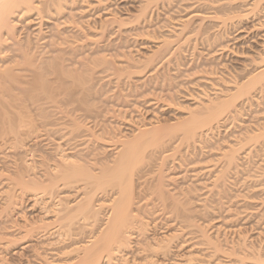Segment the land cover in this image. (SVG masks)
Segmentation results:
<instances>
[{
    "label": "rangeland",
    "instance_id": "rangeland-1",
    "mask_svg": "<svg viewBox=\"0 0 264 264\" xmlns=\"http://www.w3.org/2000/svg\"><path fill=\"white\" fill-rule=\"evenodd\" d=\"M77 1L75 6L77 8H75L76 11L74 9L73 13L77 14L76 12H78V14H80L79 17L83 15V17L79 18L77 14L75 17H78L76 19L77 24L82 27H87V24L88 27L89 25L91 27L86 30L85 27H83L84 32L81 31V33H78L80 30L77 31L68 28L70 30L67 32V44L72 47L74 45L76 48L74 47L75 50L73 49L74 54L72 53V56H74H71L72 58L70 57L71 54H69L70 61H65L66 63H70L71 68L68 66L69 64L67 65L65 63L66 66H64V64L61 71L65 73L62 74V78H67L68 76L67 79H69V77V80L72 79V83H68V88L73 87V94H71L70 97H64L63 94L65 93H62L64 92L63 89L58 88V86H56L57 88L54 86L58 91L48 87L53 89L52 91L55 90L57 93L60 92V95L59 93L54 95L53 93H55V91L51 92L49 90L50 95L47 96L38 89L40 95L38 93L34 95L35 98L33 96H31V98L28 97L30 102H27L26 98L24 99L23 112L19 114V116L21 115L20 118L22 120L24 119L22 127L20 126V129L18 128L15 131L0 132V135L3 136V138L0 136L2 139H0V264H38L39 250L41 254H45L48 261L52 260L57 262L55 261L56 257H51V248L47 247V243H45L52 242V240L55 239L54 235L51 236V238L53 237L54 239L52 238V240H49L50 236L46 238L41 235V230H38V224L40 223L38 222V218L40 219L42 216V211L40 209L41 207L39 208L41 204L38 203V194H35V192L38 193V190L35 191L36 188H34L33 185H36L34 183H37L38 180L43 178L41 174L45 173V170L42 172V169H40L41 165L46 171L54 170L53 167L57 162L55 160H60L61 156L59 155L66 153L68 160L73 161L75 165H77V163L83 165L85 170L94 169L95 172V170L98 171L99 166L103 164H105L103 166L111 167L114 165L113 160H115L117 155L114 154L113 151L116 153L118 149L116 147L121 143L118 144L116 142H119L121 138L126 139L124 137H127V139H130L131 134L133 135L132 131H136L143 127H160L161 125L164 129H166L167 126L170 128L171 125H175L176 127L177 124L186 121L190 117L189 115L191 112H198L204 105L209 103V101L217 102L218 100L227 98L237 90V86L240 85L245 78L249 77L250 74H255L259 72L260 69H264V8L252 9L251 2L253 0H232L233 2L231 3H229V0H153L154 2L151 1L152 3L146 7L144 14L139 10L144 3L143 0ZM221 4L223 5L222 8ZM214 6L216 7L215 10ZM78 7L80 11L84 12L79 13L80 11H77ZM211 7H213L212 10L210 9ZM217 10L219 11L216 13L218 19H206L202 22L199 18H192L190 21L187 19L194 11L208 14ZM109 15L118 16V19H124V21L129 20L130 24L124 22L123 27L127 24L123 28L125 32H109L102 36L103 39L101 41L98 38L102 37L95 34L100 30L98 28L101 22L107 19ZM224 18H226L225 24H221L220 21ZM80 22H82V24L84 23V25L80 24ZM186 22L189 27L187 26L186 32L181 34L180 29L183 23ZM96 23L97 26H95ZM200 23H202L203 28L202 35V30L199 31L198 28H196V25L198 26ZM92 24L97 28L94 31L91 30L93 27ZM42 25L41 30H43V32L41 31V33L47 36L50 34L49 32L52 24L49 25L47 22H43ZM131 27H133V30ZM125 28H127V30ZM92 29H94V27ZM190 29L191 31H189ZM70 31L72 33H69ZM22 32H24V30ZM75 32L76 35H74ZM87 32H95V34L90 35ZM85 34H88L86 35L88 39H93H90L91 43L87 42L89 40L85 38ZM83 38L87 39L85 40L87 47L86 45L83 46L86 47V49L82 47V45H84L82 41ZM45 39L47 40L48 37ZM78 39L82 42L78 41ZM104 39L107 41H104ZM95 40L97 43L94 45L92 41ZM40 41H38V43H40L41 45H39L42 47L44 43H42L43 40ZM164 41H167L168 45L165 44V48L163 47L160 49H165V51H161L160 54H155V51L159 49L158 47H160ZM69 42H71V44ZM100 42H103L101 43L103 44L102 47H100ZM93 46L98 47L92 50V48H94ZM41 47L39 50L43 51ZM79 48H81V50ZM44 51L47 50L45 49ZM94 51L95 53H93ZM55 52L52 53L55 54ZM58 52L59 51L56 53L58 54ZM60 54L59 52V55ZM52 55L51 52H48V54L46 52V54L43 55V59L50 61L56 54L53 57ZM59 55H56V57ZM75 56H77V62L74 58ZM150 56H154V58L152 62L148 60L149 64H147V59ZM39 57L41 56L39 55ZM98 59L104 63L97 61ZM83 64H85L86 68ZM89 64L90 68L94 66V71L92 68L89 70L87 66ZM81 65L84 67H81ZM84 68H88L89 71L86 70L85 73ZM51 75L53 76L54 74ZM51 75L49 74L51 78L47 76L49 80L46 78V81L50 82L48 85L52 87L55 82L54 77ZM79 78H81V80ZM262 82L264 83V80L257 83V85L250 90L249 94L239 95L235 99L233 106L229 108L230 110L223 112L217 120L213 121L209 131L203 130V128L199 129L195 137V142H191L192 140L187 141L181 133L182 131L176 130L173 126V129L176 130L175 132L172 131L173 129L161 130V134L159 132V135H162L161 138L158 136L159 139L149 144L145 150L147 152V154L146 152L145 154L149 155V159H147L148 157L146 156V162L144 160L145 163L143 162L140 167L143 169H140L138 175L135 176V178L138 177L141 179L135 183L137 186L135 185L134 189L135 196L141 195V197L138 196L139 198H137V200L140 201V206L149 209H157V206L159 208L160 199L157 194H155V192L157 193V190L155 191V182L160 180L161 188L163 187L162 189L165 194L171 193V195H173L172 197H176L175 199L181 202V205L184 204L183 207L185 206V208L188 209V215L190 214L188 221L192 220L193 222L191 223L194 224V228L198 227V229H193L194 231L191 229L193 232L191 231L190 235L187 234L185 236L186 241L178 245V248L177 246L174 247L175 258H178V260L183 259L181 257H184L188 251L195 250V254L201 255L202 253H199V250L202 249V252L206 250V242L203 244V241H206L208 237L209 241L216 243H214L215 245H217L218 242V247L221 245L219 249L221 252V261L220 263L218 262L219 264H227L228 262L237 264L240 260V254L242 255L244 250L245 255L243 256H249L248 258H251L252 261H257V256H260L258 261L263 259L264 135L262 134L258 138L250 139V135L253 136L254 133L258 134L264 131V84H262ZM80 89H84L82 90L83 92ZM82 93L84 95H82ZM68 97L71 101L67 100V103L70 102L67 104L64 101L68 99ZM77 97L80 99L84 98V100H80ZM81 101H84V103ZM29 104H35V106L31 105L32 108L30 109L31 106ZM36 109L40 110L38 111ZM91 120H95L94 126ZM95 122H97V124L101 123V126H96ZM71 125H74L76 128ZM107 130L111 131L107 132ZM90 131L97 134V136H95L99 139L102 138V140H97L92 136L94 133L90 134ZM135 131L134 134L136 133ZM163 131H165V133H163ZM166 131H169L171 134L169 133L170 135L166 136ZM111 132H114L113 135L117 133L115 136L118 135L117 137L119 138L112 136ZM98 133L99 136L102 135V137H99ZM102 133L106 136H103ZM174 133L175 135H173ZM109 134L111 135L109 138L110 140L106 138ZM40 135L41 137H39ZM38 138H40V141H38ZM68 139L70 141H67ZM113 139L114 144H112ZM77 140L78 143L81 144L83 142L87 143L86 146L85 143L82 145L77 144ZM87 140H89L90 143ZM159 141L161 142L159 143ZM106 142H111L109 147H107L108 144ZM156 142L160 145L156 144ZM69 144L71 145L70 148H68ZM71 147H74L72 148L73 150ZM83 148L84 150H82ZM79 149L81 150L80 152L78 151ZM230 151L234 152L233 154L235 156L231 165L227 163L228 159L226 158V155H228ZM225 153L226 155H224ZM81 154L86 155L82 156ZM90 154L94 156L98 154L96 156L98 159ZM76 156H79V158ZM223 157L227 159V162L226 160L224 161L225 158ZM82 158L83 160L81 161ZM46 160L50 164L43 162H46ZM105 160H108V162ZM51 161H54V163ZM38 163L41 165L39 164L38 166ZM94 164L96 166H93ZM3 165L6 166L3 167ZM47 165H50L52 169ZM81 165H79L80 168H82ZM211 165H213V167ZM224 165L229 168L227 169ZM5 167H7L8 172ZM38 167H40L39 170ZM16 168L18 170V175L21 173L23 180L25 179L23 174H26L28 176H26L25 180L30 183L34 182L32 185L26 184L28 187L24 188L25 190L22 185L18 186L19 180L16 179L18 175L16 176L17 172L15 174L14 170ZM22 169H24V171ZM12 172L15 174L14 176L11 174ZM38 173H41V176ZM7 175H10L11 179H9V176V178H7ZM217 176L220 178L218 179ZM77 177L76 179L79 180V178L83 176ZM13 180H18V182H14ZM135 181H137V178ZM83 182L84 184L86 183L85 178L80 183H78V181L77 184L72 183L69 185L70 188L67 186V188L64 187L66 188L64 189L60 186L61 188H59L61 191H58L56 194L58 195L59 193L60 197L62 196L61 203H76L75 200H79L83 192L85 193L86 191V193L83 194L85 196H82V198H85L89 191H87L88 188L86 184H81ZM81 185L82 189H80ZM83 186L86 187H84L85 191H82ZM10 187L13 189H10ZM105 188L109 190L107 186ZM94 193L92 202L98 205L99 199H101V197L103 198L105 193L100 188L96 189ZM147 193L149 195H147ZM59 195L57 196L58 198ZM64 197H66L65 201L63 199ZM142 197L144 198L142 199ZM185 197L189 199H187V205H185L186 203H182ZM82 198L80 200H82ZM140 198L143 201L140 200ZM149 198L156 200L150 202L152 200ZM4 203L5 205L3 206ZM151 203H153L152 207H150L152 205ZM4 207L5 209H3ZM39 213L41 215H39ZM46 216H44L46 219L42 216L45 221L47 220L50 222V219H53L51 215ZM80 220L82 219H79V221ZM81 222L83 223V221ZM81 222H79V224H81ZM164 223V221L160 222V229H157L159 232L157 233L156 231L157 236L155 235V237L158 238L166 235L167 229L164 228L166 227ZM161 224H163V226ZM79 226L81 225H75L77 228ZM161 227L163 228L162 231ZM61 228H63V226ZM55 229L56 227L53 228V226L48 227V229H46V231L48 230L47 234L48 232H53L51 230ZM78 229L77 231H80L78 237L87 240V236H85L88 235L86 234V227L84 228V230H86L85 232L83 229ZM71 232H74V230ZM197 232L204 233L205 240L203 239L201 241L203 236L201 233L199 235ZM40 235L44 237V239H42ZM196 235H198L197 238L200 236V238H198L199 240L196 238ZM74 238L77 239V236H74ZM79 238L77 239L78 242L85 241ZM81 242L80 245L82 244ZM240 243L243 244L241 245ZM193 244H197V246L195 245L194 247ZM76 245L78 246L79 243H76ZM49 246L51 247V245ZM190 246H193L195 249H192ZM43 247H45L44 249L47 251L44 250ZM71 247H73V245H71L70 248ZM188 247H190L189 250ZM228 249L229 251L233 249V252L231 253L230 251L229 253ZM66 250H69V247ZM225 250L226 253L224 252ZM249 250L252 252L249 253ZM240 251L241 253H239ZM229 255L230 259L227 257ZM237 255L238 258H236L239 259L238 261L234 257ZM226 257L230 261H228ZM243 259V262H247H244V264L254 263L252 261L249 262L250 260L248 261V259ZM52 261H50L51 264H55ZM261 261H264V259ZM240 263L243 264L242 262L238 264Z\"/></svg>",
    "mask_w": 264,
    "mask_h": 264
},
{
    "label": "bare ground",
    "instance_id": "bare-ground-1",
    "mask_svg": "<svg viewBox=\"0 0 264 264\" xmlns=\"http://www.w3.org/2000/svg\"><path fill=\"white\" fill-rule=\"evenodd\" d=\"M76 1L77 0H0V132L4 133V132H8V131H15L20 126L22 127V125L24 123V121H23L24 119L22 120L20 118L21 115L19 116V114L21 112H23L24 99L26 98L27 102H30L28 97L31 98V96H33L35 98L34 95H36L38 93L40 95V92L38 91V89H40L41 92H44V94H46L48 96V95H50L49 90L51 92L55 91V90L52 91L53 89H50V88H54V86L55 87L58 86V88L63 89L64 92H62V93H65V94H63L64 97H66V96L70 97L71 94H73V91H72L73 87L68 88V83H70V82L72 83V79L69 80L70 77H69V79H67L68 76H67V78H62V74H65V73H63L61 71V69H62L63 65L66 63L65 61H68L70 59V57L72 56V53L74 54V50H75L74 45L72 47L71 45L67 44L68 43L67 32H68V30H70L68 28L75 29L77 31L80 30V32H78V33H81V31L84 32L83 27H85V26L82 27L81 25L77 24V21H76V19L80 16V14H78V12H76L78 14V17L75 18L77 16V14L73 13L74 9L77 8V7H75ZM80 1H82V0H80ZM143 1H144V3L139 8V10L141 11L142 14H144L146 7L150 3H152L151 1H153V0H143ZM229 1H230L229 3H231L234 0L233 1L229 0ZM251 4H252V6H251L252 9H258L261 7L264 8V0H253L251 2ZM215 6H217V5H215ZM215 6H214V10L216 8ZM222 7H223V5L221 6V8ZM210 9L212 10L213 7H211ZM78 10L80 11L79 7H78L77 11ZM75 11H76V9H75ZM229 11H230V9H229ZM81 12H84V11H80L79 13H81ZM218 12L219 11L217 10V11H214L212 13L202 14L200 11L199 12L194 11L187 19L190 21V20H192V18H199V20L201 22L206 20V19H212V20L218 19V16H216V13H218ZM231 16H233V15H231ZM81 17H83V15H81ZM81 17H79V18H81ZM116 17L114 15H109V17H107V19H105L104 21L101 22L100 26L98 25L99 26L98 29H100V30H98V32H96V34H95V32L94 33L93 32L92 33L87 32V33H89L90 35L95 34V35H99V37H102L105 34H108L109 32L112 33L114 31V33L115 32L119 33V32L124 31L123 28L127 24H130L129 20L124 21V19H120V18L118 19V16H116ZM226 18H224L220 21L221 24H225ZM231 18H233V17H231ZM43 22H47V24H49V25L52 24L51 28H50V32H49L50 34H48L47 36H45L44 33H41V31L43 32V30H41V28H42L41 26H43L42 25ZM124 22L127 24L123 27ZM80 24H82V22H80ZM82 25H84V23ZM86 26L87 27H85V30L87 28L91 27L90 25L88 27L87 24H86ZM92 26H93V24H92ZM95 26H97V23ZM95 26H93L94 29H92L93 27L91 28L92 31L97 29V28H95ZM187 26H188L187 22L183 23L182 28L180 29L181 34L186 32L187 28L189 27V26L188 27ZM131 28L133 30V27H131ZM196 28H198L199 31L202 30L201 31V35H202L203 34L202 33L203 32L202 23L198 24V26L196 25ZM125 29L127 30V28H125ZM23 30H24V32H22ZM71 31H73V30H71ZM71 31L69 33H72ZM189 31H191V29ZM85 33H86V31H85ZM74 35H76V32ZM86 35H88V34H85V38H87ZM82 36H83V34H82ZM46 37H48L47 40L45 39ZM85 38H83V40H82L84 42L83 43L84 45H82V47L86 45L85 40H87L88 38L87 39H85ZM97 38H98V36H97ZM75 39H77V38H75ZM90 39H88L89 40V41H87L88 43H91L90 41L93 40V39H91V40ZM98 39H100L102 41L103 37L98 38ZM40 40H43L42 41V43H44V44H42L43 48L40 46L41 44L38 43V41H40ZM78 41L82 42L79 39H78ZM104 41H107V40L104 39ZM69 43L71 44V42H69ZM76 43H77V41H76ZM76 43H75V45H76ZM92 43L95 45V43H97V41L96 40L92 41ZM101 43H103V42H100V44ZM100 44H98V45H100ZM165 44L168 45L167 41H164L160 45V47H158L159 49H157L155 51V54L156 53L160 54L161 51L162 52L165 51V49L161 50L164 46H166ZM102 46H103V44H101L100 47H102ZM40 47H41V49H43V51L39 50ZM80 47H81V44H80ZM86 47H87V45H86ZM86 47H83V48L86 49ZM95 47H98V46H95ZM95 47L92 48V50L93 49L95 50L96 49ZM45 49L47 51H44ZM79 49L81 50V48H79ZM84 49H82V50H84ZM55 51L56 52L59 51L61 54L59 55V52L57 54ZM38 52H39V54H38ZM46 52H47V54H48V52H51V55L54 54L52 52H55V54L59 55V56L56 57V55L54 54L55 56L52 55V57L54 56L52 58L53 60L50 58L51 60L50 61L47 60L48 61L47 62L46 59L45 60L43 59L44 58L43 55H45ZM93 53H95V51ZM69 54H71L70 57H69ZM39 55L41 57H39ZM74 58L76 60L77 56H75ZM153 58H154V56L153 57L150 56L147 59V61L150 60V62H152ZM77 61L78 60H76V62ZM97 61H101V60L98 59ZM103 61H105V60H103ZM160 61H161V59H160ZM76 62H74V63H76ZM102 63H104V62H102ZM159 63H161V62H159ZM66 64L67 65L69 64L68 66L70 67V63H66ZM66 64L64 66H66ZM147 64H149V61L147 62ZM83 65L85 66V64H83ZM71 66H72V63H71ZM84 66L81 65V67H84ZM87 66L89 67V70L91 68H92V70L94 69L93 68L94 66L93 67L91 66V68H90V64ZM85 68H86V66H85ZM79 69H80V67H79ZM86 70H88V68L85 69V73H86ZM54 72H56V73H54ZM64 72H66V71H64ZM49 74L50 75L54 74L53 76L51 75L52 77H54V82H55V84L52 87L50 85H48V83H50V82L46 81V78H47V80H49L48 79V77H50ZM77 75L80 76L79 74H77ZM75 76H76V74H75ZM71 78H73V77H71ZM79 79L81 80V78H79ZM50 80H52V79H50ZM263 80H264V69L262 68V70L260 69L259 72L252 74V75L250 74L249 77L245 78V80L243 82H241L240 85L237 86V90H235V92L230 94L227 98L218 100L217 102L216 101L215 102L209 101V103L204 105V107L201 110H199L198 112H193V113L191 112V114L189 115L190 117L186 121H184L181 124L180 123L177 124L178 127L177 126L175 127V125H173V126L176 128V130L182 131L181 133L183 134L184 138L187 141L192 140L191 142H195V137L197 136V132L199 129L203 128V130L209 131V129L212 126L213 121L217 120L220 117V115L223 114V112L229 111L230 110L229 108L233 106L235 99L239 95L249 94L250 90L253 89L255 87V85H257V83H259ZM73 83H74V81H73ZM262 84H264V83L262 82ZM56 88H54V89H56ZM80 90L82 91L84 89H80ZM57 91H55V93H53V94L56 95ZM58 93L60 95V92H58ZM77 94H78V92H77ZM39 95H37V96H39ZM82 95H84V94L82 93ZM81 96H79V97H81ZM69 97H68V99L64 98L65 103H67V100L71 101V100H69ZM72 97H73V95H72ZM79 97H77V98H79ZM48 98H50V97H48ZM82 99L84 100V98H82ZM82 99H80V100H82ZM81 102L84 103V101H81ZM68 103H70V102H68ZM31 105L35 106V104L34 105L31 104ZM32 106L30 107V109L32 108ZM36 108H37V106H36ZM42 109H43V107H42ZM36 110H38V109H36ZM232 112H234V111H232ZM233 116H235V115H233ZM91 121H92L93 126H94L95 120L94 121L91 120ZM95 123H96V126L97 125L101 126L100 125L101 123L100 124L99 123L97 124V122H95ZM45 125H47V124H45ZM79 125H81V124H79ZM170 125H169V127H170ZM173 126L171 125L170 128H168V126H167V128L165 127L166 129H164V127H162V125L160 127H158V126H150L147 128L143 127V128L137 129L136 131L134 130L136 132L135 134H134V131H132L133 135L131 134L130 139L129 138L127 139V137H124L126 139L121 138L122 141L120 140L119 142H116L118 144L120 142L121 143L118 146L116 144V146H117L116 148H118L117 151L115 149L116 153L113 151L114 154H117L115 160H113L114 165L110 167V166H103V165H105V164H103V165L99 166V168L97 167L98 171L95 170V172H97V173L94 172V169L92 170V169L87 168L88 170H85L83 165H81L79 163H77L78 166L75 165L73 161L68 160V156H66V153L59 155V156H61L60 160L54 159L55 161H57L55 163V166L53 167L54 170L46 171V169H43L42 165L40 163H38V166H39V164L41 165L40 166L41 168L38 167V170H39V168L42 169V172L45 170V173H43V174L38 173L39 175L40 174L43 175L42 176L43 178H41V179L38 178L40 180H38V181L36 180L37 183L33 182L34 184H36V185H33L34 188H36L35 191L38 190V193L35 192L36 195L38 194V203L41 204V206H39V208L41 207L40 209L42 212L40 210L39 211L41 212L43 217L46 215H49V216L51 215L53 217L52 220L50 219V222L47 220H46L47 221L46 222L44 220L45 217L43 218L42 216L41 217L39 216L40 219L38 218V220H39L38 222H40V223L38 224V230L39 231L41 230L42 236H45L46 238L48 236H50L49 240L50 239L52 240L53 237L51 238V236L54 235L55 239L53 238L54 240H52V242L50 241L49 243L48 242H45V243L51 245V247H50L49 245L46 244L47 247L51 248L50 249L51 257L52 258L56 257L55 261H57V262H54L52 260L48 261L45 254L44 255L41 254L40 250H39V252H38V264H51L50 261H52L55 264H217L218 262L220 263V261H221L220 260V258H221L220 253L221 252L219 249H220L221 245L219 244L220 246L218 247L217 246L218 242H217V245H215L216 244L215 242H214L215 243L214 244L208 240L209 237H208V239L206 238V241H203V244H204V242H206L205 243V247H206L205 249L208 250V251L203 250V252L206 251L209 253H206V252L203 253L202 249H200L201 251L199 250V253H202L201 255L195 254V252H194L195 250L194 251H188L190 249V247H192V249H193L195 247V245L197 246V244L201 243L198 241L199 243L193 244L194 247L190 246V247H188V250L186 249L188 252L186 251L187 253L185 254V256L181 257L183 259L178 260V258L177 259L175 258L176 257L175 253H174L175 250H173L174 247L177 246V248H178L179 247L178 245H180L181 243L186 241L185 236L187 234L190 235L191 231L193 229H198V227L194 228V224L191 223V222H193L191 219H190L191 221H188L190 214L188 215V209L185 208V206L183 207L184 204L181 205L180 204L181 202L180 201L178 202L177 199H175L176 197L175 198L172 197L173 195H171V193L170 194L168 193L169 195L165 194V192L162 189L163 187L161 188L160 180L155 182L156 183L155 191L157 190V193L155 192V194H157L158 198L160 199L159 200L160 203L158 202L159 208L157 206V209H149L147 207L145 208L144 206H140V204H139L140 201H138L137 198L141 197V195H138L139 197L137 195H136L137 197L135 196L134 189H135V185L137 186V184H135V183H137L138 180H141L140 178L136 177L137 181H135L136 180L135 176L138 175L140 169H143L140 167L143 164L144 160L146 159V156L148 157L147 159H149V155H146L147 154V152L145 151L146 148L148 147L149 144L158 140L159 137L161 138L162 135H159V132L161 130H163V129L164 130H168V129L171 130L174 128ZM72 127H74V125ZM74 128H76V127H74ZM176 130L173 129L172 131L175 132ZM102 131H104V130H102ZM108 131H111V130H107V132ZM169 131H166L167 132L166 136L171 134ZM80 133H82V132H80ZM93 133L91 132L90 134H93ZM113 133H112V136H115L117 134L116 133L115 135H113ZM163 133H165V131H163ZM73 134H75V133H73ZM104 134H105V132H104ZM104 134H103V136H106ZM160 134H161V132H160ZM262 134L264 135V131L259 132L258 134L254 133L253 136L250 135V139L258 138ZM95 135L97 136V134H95V133L92 136H94L98 140L99 138L96 137ZM173 135H175V133ZM42 136H44V135H42ZM98 136H99V133H98ZM100 136L102 137V135H100ZM110 136L111 135L109 134V136L107 135L106 138L109 139ZM117 136H115V137H117ZM39 137H41V135ZM1 138H3V136H1ZM11 138H13V137H11ZM103 138H105V137H103ZM117 138H119V137H117ZM117 138H116V140H117ZM39 139L40 138H38V141H40ZM69 139L67 141H70ZM100 139L102 140V138H100ZM103 140H106V139H103ZM41 141H42V138H41ZM87 141L90 143L89 140H87ZM80 142H82V141H80ZM112 142H113L112 144H114V139L112 140ZM157 142H156V144H159L161 141H159V143H157ZM67 143H69V142H67ZM83 143H85V142H83ZM103 143H105V142H103ZM77 144L82 145L81 143H78V140H77ZM86 144L87 143H85V146H86ZM107 144H108V146L107 145L106 146L109 147V144H111V142H108ZM76 145H75V147H76ZM93 145H94V143H93ZM70 146L71 145L69 144L68 148H70ZM77 147H79V146H77ZM72 148H74V147H71V149ZM87 148H89V147H87ZM82 150H84V148ZM78 151L80 152L81 150L79 149ZM233 151H235V150H233ZM145 152H146V154H145ZM226 153L224 155H226ZM233 153L234 152L230 151V153L228 155H226L228 162H227V159L225 157H223V158H225L224 161L226 160V162L230 165H231V162L234 161L233 158L235 156ZM81 155L85 156L86 154L85 155L81 154ZM90 155H93V154H90ZM97 155L98 154H96V156ZM99 155H101V154H99ZM82 156H80V157H82ZM96 156H94V157H96ZM76 157L79 158V156H76ZM71 159H73V158H71ZM96 159H98V158L96 157ZM50 160H48V161H50ZM82 160H83V158L81 159V161ZM88 160H89V158H88ZM146 160H145V162H146ZM105 161L108 162V160H105ZM43 162L46 164L49 163V162H47V160H46V162L45 161H43ZM51 162L54 163V161H51ZM101 162H103V161H101ZM104 163H106V162H104ZM79 165H81L82 168H80ZM4 166H6V165H3V167ZM7 166H9V165H7ZM43 166H44V164H43ZM47 166H50V165H47ZM86 166H87V164H86ZM93 166H96V165L94 164ZM211 166L213 167V165H211ZM46 168L50 169L51 166H50V168H48V167H46ZM226 168L228 169L229 167H226ZM5 169L7 171V167H5ZM14 170H15V174L17 172V174H16V176H17L18 175L17 168ZM22 170L24 171V169H22ZM38 172H40V171H38ZM140 172H142V171H140ZM208 172H210V171H208ZM23 173H25V172H23ZM11 174H13V172ZM15 174H13V176ZM10 175H7V178L10 177L9 179H11ZM23 175L25 176V179H26V176H28L26 174H23ZM77 176H83L81 178L86 179L85 184L87 185L86 187L89 189V190L87 189V191H89L88 195L85 198H82V196L83 197L85 196L83 194L86 193V191L84 190L86 187L83 186L82 191H85V193L83 192L82 196L79 198V200L81 198H82V200H80V201L75 200L76 203H73V204L72 203L69 204L70 202L61 203L62 196L60 197V195L58 193V195H59V198H58L57 197L58 195L56 194L58 191H61L60 186H62L63 188L64 187L67 188V186L69 187V185H71L72 183L77 184V181H78V183L82 182L83 179L79 178V180H77L76 179ZM215 178H216V175H215ZM217 178L219 179L220 177L217 176ZM9 179H7V180H9ZM16 179L19 180L18 186L22 185L23 189L28 187V185L33 184L30 182H27V180H25V179H24L25 180V182H24L21 173H20V175H18V178H16ZM218 179H215V180H218ZM18 180H13V181L18 182ZM80 180H82V181H80ZM32 181H34V180H32ZM74 182H76V183H74ZM84 182L81 184L85 185ZM153 183H154V181H153ZM26 184H28V185L26 186ZM82 185H81L80 189H82ZM15 186H16V184H15ZM106 186H107V188H109V190L105 188ZM11 188L12 187H10V189ZM29 188H31V187H29ZM66 188H64V189H66ZM99 188L102 189V191L105 193V195H103L104 196L103 198L101 197V199H99V202H98L99 204L97 205V204H94L92 202V196L95 194L94 191H96V189H99ZM139 189H137V190H139ZM141 191H143V190H141ZM152 192H154V191H152ZM138 193H139V191H138ZM166 193H167V191H166ZM0 194H1V192H0ZM141 194H142V192H141ZM155 194H153V195H155ZM145 195H143V196H145ZM147 195H149V194L147 193ZM147 195H146V198H147ZM9 197H11V196H9ZM143 198L144 197H142V199ZM152 198H154V197H152ZM63 199L65 201L66 197H64ZM142 199L140 198V200H142ZM187 199L188 198L185 197V199H183L184 202H182V203H186L185 205H187V203H188ZM94 200H96V199H94ZM150 200H152V199H150ZM155 200H152L150 202H153ZM178 200H179V198H178ZM143 203H145V202H143ZM6 204H8V203H6ZM151 204L152 205L150 207L153 206V203H151ZM4 205H5V203L3 204V206ZM3 209H5V207ZM41 214L39 213V215H41ZM101 215H102V217H101ZM79 219H82V220L79 221ZM78 221L79 222L83 221V223L81 222V224H79ZM161 221L165 222L164 224L166 227H164V228L167 229V232H166L165 236L157 238V237H155V235L157 236V233L159 232V231H157V229L160 227L159 225H160ZM76 224L81 225L78 227L79 229L77 227H75ZM61 225L63 226V228L64 227L65 228L64 229L61 228L62 227ZM161 225L163 226V224H161ZM50 226H53V228L56 227V229L51 230L53 232H48V234H47L48 230L46 231V229H48V227H50ZM85 227L87 229L86 234H88V235H85V236H87V240H85L83 238L85 241L84 242L80 241L82 243L80 245V242L77 241V239L79 238L78 234H80V231L78 232L77 229L78 230L83 229V231L85 232L86 231V230H84ZM60 228H61V230H60ZM73 230H74V232H71ZM162 230H163V228L161 227V231ZM75 231H77V232H75ZM156 231H157V233H156ZM40 233H38V234H40ZM197 233L200 235L201 232H197ZM41 235H40V237H42ZM81 235H82V233H81ZM201 235L203 236L201 241L203 239L205 240V238H204L205 234L201 233ZM74 236H77V239L74 238ZM197 236L198 235H196V238H197ZM198 238H200V236ZM42 239H44V237H42ZM79 239L81 240L82 238H79ZM49 240H47V241H49ZM191 240H193V239H191ZM216 240H217V238H216ZM42 241H44V240H42ZM42 241H40V242H42ZM76 243H79L80 246L79 245L77 246ZM188 243H189V241H188ZM194 243H196V242H194ZM244 243H246V242H244ZM71 245H73V247L70 248ZM231 246H233V245H231ZM231 246H230V248H231ZM45 247H43V249ZM68 247H69V250H66V249H68ZM244 248H246V247H244ZM247 248H248V246H247ZM233 249H230L231 253L233 252L232 251ZM44 250H46V249H44ZM46 251H44V252H46ZM228 251H229V249H228ZM230 251H229V253H230ZM224 252L226 253V250ZM244 252H245V250H244ZM251 252L249 250V253H251ZM239 253H241V251ZM243 253H242V255L240 254L239 259L241 261L239 259H237L238 255L234 256L235 258L237 257L236 258L237 261L239 260L238 263L242 262L244 264V262H246V261L243 262L242 261L243 258L245 260L248 259V261L250 260L249 262H251L252 261L251 258H248L249 256L248 257L243 256V255H245V253L244 254ZM255 253H256V251H255ZM257 254H255V255H257ZM260 254H262V253H260ZM227 255H228V253H227ZM262 255H264V254H262ZM227 257L230 259V255ZM227 257H226V259H227ZM231 257L234 258L233 256H231ZM259 258H260V256H257V261L252 258L253 260H255V261H252V262H254L253 264H261V263L264 264V261H261L264 259V256H263V259H260L258 261ZM223 260H224V258H223ZM223 260H222V262H223ZM228 261H230V260H228ZM233 261H234V259H233ZM259 262H261V263H259ZM225 263H226V261H225ZM228 263L231 264L232 262H228ZM249 264H251V263H249Z\"/></svg>",
    "mask_w": 264,
    "mask_h": 264
}]
</instances>
